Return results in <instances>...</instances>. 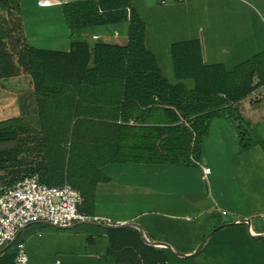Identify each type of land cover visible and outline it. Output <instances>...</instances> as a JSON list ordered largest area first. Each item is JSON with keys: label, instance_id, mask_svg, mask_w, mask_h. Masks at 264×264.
<instances>
[{"label": "trees", "instance_id": "1", "mask_svg": "<svg viewBox=\"0 0 264 264\" xmlns=\"http://www.w3.org/2000/svg\"><path fill=\"white\" fill-rule=\"evenodd\" d=\"M60 2L66 51L30 45L20 0H0V80L26 76L38 117L37 128L20 117L0 121V185L34 173L48 186L67 182L82 194L79 211L91 215L96 185L107 181L103 167L198 166L211 120L264 85L255 67L227 71L207 63L198 36L173 42L176 77L167 79L146 44L145 0ZM97 29L117 30L126 42L94 39ZM107 231L128 232L150 251L146 258L122 237L106 255L116 264H165L136 229ZM10 247L0 250V264H13ZM126 249L138 253L136 260H127Z\"/></svg>", "mask_w": 264, "mask_h": 264}, {"label": "crops", "instance_id": "2", "mask_svg": "<svg viewBox=\"0 0 264 264\" xmlns=\"http://www.w3.org/2000/svg\"><path fill=\"white\" fill-rule=\"evenodd\" d=\"M147 1L142 7L145 13L152 11ZM37 2L20 0L21 10L29 4L36 13L46 16L38 20L39 23L42 20L46 22L38 24L32 34L28 35L24 26L27 41L34 47L66 51L69 30L61 18V2L49 0L47 6H39ZM161 4L163 11L159 13V22L163 25L160 32L165 36L171 33L176 38L164 46L163 54L166 56L159 55L162 56L158 59L159 67L166 78L175 80L176 77L171 56L173 42L195 38L197 36L190 32L198 31L206 32V46L220 48L218 61L214 58L218 52L212 53L205 47L203 55L207 63H220L227 71L247 65L257 68L264 77V0H161ZM0 15L4 14L0 11ZM179 16H182L181 21ZM183 16H188V23ZM193 19L201 22L192 27ZM93 36H100L111 43L126 42V36L117 30L103 35L97 29ZM120 37L122 41L115 42ZM259 77V74L253 76L254 83ZM22 78L26 79L19 74L9 80ZM29 91L32 93L31 87ZM23 93L19 96L9 93L8 99H0V121L17 118L16 107L22 114L25 107L35 105L32 98L24 100ZM250 95L256 96L258 102L242 117L252 119L255 125L263 123L264 85ZM249 104L244 102L243 107L247 108ZM232 108L225 115L211 120L209 133L202 142L198 166L114 163L103 167L101 171L107 181L96 185L93 213L85 215L108 220L95 222L98 224L138 226L148 241L170 246L171 249L165 245L151 246L156 250L153 257L163 259L165 264H186L188 259L191 264H264V211L249 213L238 179L234 177L235 171L232 172L228 165L220 171L207 159L203 150L205 138L224 141L229 136V129L235 128L230 112ZM251 111L257 112L250 115ZM237 133L234 131V137ZM230 174L233 177H229ZM240 219L249 220V225L240 222ZM128 227L138 231L134 226ZM73 228L75 232L63 234L60 244L62 258H56L50 264H116L112 257L106 258V255L111 251L110 244L118 245L122 237L149 258L150 251L140 247L136 238L128 232L111 233L107 229L114 228L94 224H77ZM25 232L20 231L12 243L0 247V250L11 246L15 253L17 243L22 242L28 264H42L40 260L34 262L28 250L29 246L39 249L46 243L33 240L28 235L21 238ZM139 236L142 241L140 232ZM258 240L261 241L259 246L256 243ZM201 243L199 252L194 256L181 258L174 254L190 255ZM124 253L131 262L138 254L132 249H126Z\"/></svg>", "mask_w": 264, "mask_h": 264}, {"label": "rangeland", "instance_id": "3", "mask_svg": "<svg viewBox=\"0 0 264 264\" xmlns=\"http://www.w3.org/2000/svg\"><path fill=\"white\" fill-rule=\"evenodd\" d=\"M146 3L151 5L150 7L152 8V11L150 12L145 13L143 9V12H141L142 18L146 24V44L148 49L154 54L158 61L160 57L162 58V56L159 55L166 56L163 54L165 51L164 46L176 38L172 37L171 33L165 36L160 32V26L163 25L159 22V13L163 11L161 0H148ZM23 9L21 13L24 26L26 25L29 35L33 33V29H35L38 24H41L43 21L44 23L46 22V20H42L41 23L38 22V20L44 19L46 16L36 13V10H34V8L29 4H25V8ZM201 17L204 16H199V18ZM181 18L182 16L178 17L179 21H181ZM187 19L188 16L186 18L184 17V21L186 23H188ZM200 22L201 20L196 21L193 19L191 26L194 27L199 25ZM186 33L188 34V32ZM190 33H193L199 37L202 51L206 47V49L212 53H214V51L218 52L214 54V58L220 61V48H211L208 45L206 46L208 42L205 31ZM122 39V37L115 39V42H121ZM28 80L29 79L27 78L0 80V99H8V95H10L9 93H14V95L16 94V96H19L22 92H24L23 97L26 98L24 100H28L30 98L33 99L32 93L29 91L31 86ZM170 81H173V79ZM262 100L264 101V97H262ZM244 102H249L251 104L245 108L243 107ZM257 102V98L254 95H248L245 98L236 101L232 105L233 108L230 111L232 120L235 122V128L229 129V136L225 137L224 141L219 140L217 142V140H213L210 137L208 139L205 138L203 147L207 159L212 164L214 163V165L220 171L227 165L232 169V172L233 170L235 171L234 177L238 179L241 192L245 200L246 210L249 213L264 211V151L261 146V144L264 142V122L258 123L259 125H255V122L252 121V119H245L242 117L249 109L252 110L251 106H254ZM15 111L16 116L19 117L20 115L24 122L28 123L34 128H37L38 117L36 114L35 105H32V108L29 106L25 107V114L22 113L23 115L20 114V111L17 107L15 108ZM256 112L251 111L249 114H256ZM234 131H236V133L240 131L241 143L238 133L237 136L234 137ZM229 177L233 176L230 174ZM23 230L26 232L21 235V238L28 235L33 240H39L40 242L46 243L39 249H36L35 247L31 248L29 246L28 250V252L32 255L34 262L40 260L42 264H50L56 258L61 259L63 253L60 244L61 240L64 238V232L76 231V229L73 227L62 229L40 222L29 224L27 227L22 229V231ZM256 243L259 246L261 241L258 240ZM9 251H14L13 247H10ZM189 260L190 259L187 260L186 264H191V261Z\"/></svg>", "mask_w": 264, "mask_h": 264}, {"label": "built area", "instance_id": "4", "mask_svg": "<svg viewBox=\"0 0 264 264\" xmlns=\"http://www.w3.org/2000/svg\"><path fill=\"white\" fill-rule=\"evenodd\" d=\"M49 4V0L37 2L39 6ZM82 202L79 189L67 182L59 186L45 185L36 173L12 185H0V247L12 242L22 229L35 222L67 226L82 221H108L100 216L81 213L79 206ZM13 264H28L22 242L16 245Z\"/></svg>", "mask_w": 264, "mask_h": 264}, {"label": "water", "instance_id": "5", "mask_svg": "<svg viewBox=\"0 0 264 264\" xmlns=\"http://www.w3.org/2000/svg\"><path fill=\"white\" fill-rule=\"evenodd\" d=\"M58 1H63V0H58ZM240 222H245L246 224L249 225V220L247 219H240ZM77 224H94V225H101L105 228H121V227H128V226H134L138 229V231L140 232V235H141V239L142 241L147 244V245H150V246H155V245H165L167 248L171 249L169 245H166V244H160V243H157V242H150L148 241L144 234H143V231L141 228H139L138 226L136 225H133V224H117V225H103V224H98V223H95L93 221H82V222H77V223H74V224H71V225H67V226H55L57 228H62V229H65V228H72L74 227L75 225ZM206 240V238L204 239V241ZM12 243V242H10ZM202 246V243L198 246V248L190 255H184V254H179V253H176L174 252V254H176L177 256L181 257V258H188L190 256H194L196 255L198 252H199V249L201 248Z\"/></svg>", "mask_w": 264, "mask_h": 264}]
</instances>
